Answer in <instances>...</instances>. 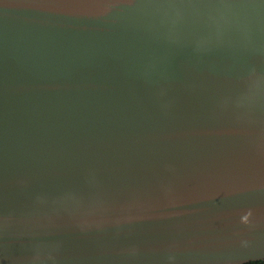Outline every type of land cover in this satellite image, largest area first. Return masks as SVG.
Listing matches in <instances>:
<instances>
[{"label": "water", "instance_id": "water-1", "mask_svg": "<svg viewBox=\"0 0 264 264\" xmlns=\"http://www.w3.org/2000/svg\"><path fill=\"white\" fill-rule=\"evenodd\" d=\"M264 259V0H0V264Z\"/></svg>", "mask_w": 264, "mask_h": 264}, {"label": "trees", "instance_id": "trees-1", "mask_svg": "<svg viewBox=\"0 0 264 264\" xmlns=\"http://www.w3.org/2000/svg\"><path fill=\"white\" fill-rule=\"evenodd\" d=\"M246 264H264V259L259 260V261H255V262H249V263H246Z\"/></svg>", "mask_w": 264, "mask_h": 264}, {"label": "clouds", "instance_id": "clouds-1", "mask_svg": "<svg viewBox=\"0 0 264 264\" xmlns=\"http://www.w3.org/2000/svg\"><path fill=\"white\" fill-rule=\"evenodd\" d=\"M246 264V263H245Z\"/></svg>", "mask_w": 264, "mask_h": 264}]
</instances>
